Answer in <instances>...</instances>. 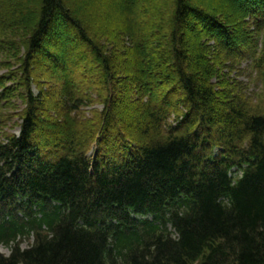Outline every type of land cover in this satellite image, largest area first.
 Listing matches in <instances>:
<instances>
[{
	"label": "trees",
	"instance_id": "obj_1",
	"mask_svg": "<svg viewBox=\"0 0 264 264\" xmlns=\"http://www.w3.org/2000/svg\"><path fill=\"white\" fill-rule=\"evenodd\" d=\"M0 51V111L26 101L0 138V264H264V112L220 92L221 64L264 67V0H0ZM79 68L98 123L71 115Z\"/></svg>",
	"mask_w": 264,
	"mask_h": 264
},
{
	"label": "rangeland",
	"instance_id": "obj_2",
	"mask_svg": "<svg viewBox=\"0 0 264 264\" xmlns=\"http://www.w3.org/2000/svg\"><path fill=\"white\" fill-rule=\"evenodd\" d=\"M134 0H123V2H133ZM225 1V0H224ZM223 5H225L223 3ZM138 11V9H134ZM124 12L117 13L113 20H120L124 16ZM143 19V18H142ZM117 22V21H114ZM146 23V21L144 20ZM149 25H152L151 22H148ZM144 25V24H143ZM148 26V25H147ZM142 30L139 29V34L142 33ZM9 37L10 36L7 34ZM137 35V36H138ZM104 34L102 37L107 40L108 37ZM126 39V38H125ZM127 40V39H126ZM263 43L259 44V49L262 47ZM158 50L155 49V46L151 45L149 52H145L144 55L149 58H154L157 56ZM82 52L77 53V57L81 56ZM9 55L6 52L0 51V80L4 81L5 86L17 85L18 75H15L14 79H11L12 72L17 71V64L11 58H8ZM47 61V60H45ZM71 64L69 65V67ZM68 67V66H67ZM68 67V68H69ZM81 68L75 69L70 77L67 74L68 78L74 79V84L76 88V94H83V96H90L91 100L87 101L78 111H72L71 115L77 117L78 120L84 122L86 120H91L92 123L99 122V116L95 115L94 112L98 111L99 113L104 109V105L100 102L98 89H100V84L97 81L96 76L92 71H89L87 74H84V70L80 71ZM221 77L226 73V77L222 79V86L220 87L221 97L223 98L225 93H229L231 98L236 99V101L244 104L245 107L253 112H264V67H255L252 63V60H242L238 62H232L229 66L221 64L220 65ZM17 82V83H16ZM33 90L37 92L38 82L34 81ZM3 88H0V94H2ZM22 90L20 89L16 94L17 96L13 97L12 104L13 106H7L4 111H0L4 117V121H0V138L5 133H17L20 130V113L26 107V101L19 95ZM6 103V100H3L1 104ZM33 242L32 236L24 239L22 242V247H27ZM0 251L4 254L10 253V248L7 245L0 244Z\"/></svg>",
	"mask_w": 264,
	"mask_h": 264
}]
</instances>
